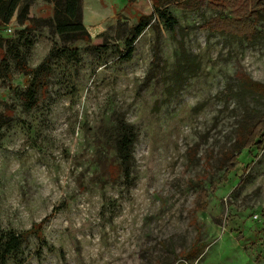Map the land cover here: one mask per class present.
Masks as SVG:
<instances>
[{
  "label": "rangeland",
  "instance_id": "1",
  "mask_svg": "<svg viewBox=\"0 0 264 264\" xmlns=\"http://www.w3.org/2000/svg\"><path fill=\"white\" fill-rule=\"evenodd\" d=\"M24 3L30 21L0 30V232L42 222V238L5 264H264V126L218 161L243 105L226 90L237 73L264 83V0H162L174 32L153 0H81L89 41L54 32V0ZM52 48L27 109L12 51L34 68ZM250 107L264 116V98ZM120 118L137 132L127 176Z\"/></svg>",
  "mask_w": 264,
  "mask_h": 264
},
{
  "label": "trees",
  "instance_id": "2",
  "mask_svg": "<svg viewBox=\"0 0 264 264\" xmlns=\"http://www.w3.org/2000/svg\"><path fill=\"white\" fill-rule=\"evenodd\" d=\"M56 3L54 9V17L51 22V26L56 34L62 39H82L85 41L90 40V34L81 21V0H54ZM157 5L155 12L158 17L162 19L165 27L171 32L175 31L177 25L176 18L168 12L166 8H161L162 0H153ZM60 5V6H59ZM28 6L24 3V0H0V30L8 25L16 14V20L19 24L30 21L27 16ZM151 16L142 15L138 24L132 28V37L127 42L128 48H131L132 41L141 34V32L149 25ZM22 35V32H20ZM0 39V58L2 62L6 61L5 55L2 50ZM53 48L49 51L48 55L34 68H30L22 60L19 52L12 51L17 66L21 72L26 75H31L32 78L29 82L28 88L22 93V99L27 109L36 105L39 89L44 88L42 77L46 72V63L53 55ZM128 51H131L129 49ZM61 52L67 53V58L75 59L78 57V50L76 48L61 49ZM189 56H186L185 61L189 62ZM7 67H1L0 62V80L4 76V71ZM235 83L230 86L226 92L229 98H235L236 101L242 105L241 118L238 121L236 127V134L231 147L225 151H222L218 161L221 166L225 162L233 164L236 160V155L244 148H248L255 145L259 138L254 140L256 131L259 132L261 126H264V116L257 114L250 104L252 102H259L264 98V83L253 80L246 74L237 73L235 76ZM241 101V102H240ZM264 134L260 133V135ZM137 141V132L134 126L125 122L120 118L116 121L115 135L113 137V147L116 152V156L119 162L113 166L115 173H124L128 175L133 165V153L135 143ZM41 223L32 225L29 229L23 231L7 230L0 232V264H5L7 258L12 252L17 251L27 240L30 235H35L38 239H41ZM41 241V240H40Z\"/></svg>",
  "mask_w": 264,
  "mask_h": 264
}]
</instances>
